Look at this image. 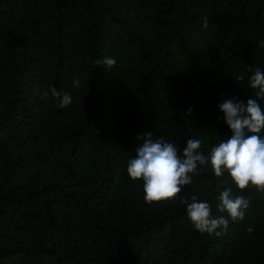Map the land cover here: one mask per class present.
Here are the masks:
<instances>
[{
    "label": "trees",
    "instance_id": "1",
    "mask_svg": "<svg viewBox=\"0 0 264 264\" xmlns=\"http://www.w3.org/2000/svg\"><path fill=\"white\" fill-rule=\"evenodd\" d=\"M262 42L264 0H0V264H264V194L209 236L181 199L226 216L227 173L205 165L156 205L127 173L141 133L208 155L231 137L219 105L264 109L247 84Z\"/></svg>",
    "mask_w": 264,
    "mask_h": 264
},
{
    "label": "clouds",
    "instance_id": "2",
    "mask_svg": "<svg viewBox=\"0 0 264 264\" xmlns=\"http://www.w3.org/2000/svg\"><path fill=\"white\" fill-rule=\"evenodd\" d=\"M208 18L204 26L208 27ZM264 47V42L261 43ZM96 63L112 68L116 60L105 56ZM247 79L250 89L259 100H264V72L251 69ZM240 82L245 81L240 76ZM73 85L80 87L79 79ZM53 98L59 100V107L64 108L72 103V96L67 92L50 89ZM48 95L42 94V98ZM224 114V121L231 131V137L211 148L205 155L201 149V140H186L182 154L173 142L164 138L153 139L152 133H141L137 141L142 143L135 150V157L127 164V173L131 180L142 181L144 201L148 205L171 203L179 198L182 190L194 183L193 177L199 175L203 166L210 164L214 175L219 178L227 173L233 187L225 188L219 196L217 212L226 213L213 217L211 206L199 202L197 196L181 199L185 205L187 218L194 229L201 234L220 236L226 233L229 222H240L245 219L250 199L243 193L254 190L264 194V109L256 99H249L247 105L234 99H228L219 105ZM188 114H191L189 109ZM252 233L254 229H247Z\"/></svg>",
    "mask_w": 264,
    "mask_h": 264
}]
</instances>
